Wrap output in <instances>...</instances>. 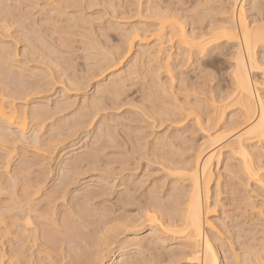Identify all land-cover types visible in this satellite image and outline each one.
Wrapping results in <instances>:
<instances>
[{"label": "bare ground", "instance_id": "1", "mask_svg": "<svg viewBox=\"0 0 264 264\" xmlns=\"http://www.w3.org/2000/svg\"><path fill=\"white\" fill-rule=\"evenodd\" d=\"M16 1L18 3H20V2L26 3V1H28V0H16ZM35 1H37V0H35ZM38 1H44V5L47 3H51V0H38ZM66 1H68V0H66ZM69 1L70 2H67L65 5L63 4L65 1H60V0L55 1V2L53 1L52 4H50V7L53 8L52 12H57L58 9H59L58 11H60V10L63 11L64 9L66 10L67 8H69V9L70 8H77V9L81 8L80 6H81V3L83 0H72V1L69 0ZM85 1H87V0H85ZM89 1L94 2V4L97 1H101L103 4H106V3H108L107 1H110V0H89ZM120 1H121L122 5L124 4L123 2H125L124 7H125V5L127 7V9L125 8L127 10V13H126V11H124V12L127 15L133 14V15H130L132 19L137 18L135 25L134 24L132 25L133 28L131 27L130 29H132V30H130V31H126V32L123 31V30H125L124 28H126V27L123 26L121 23L120 24L124 28H120V27L116 28V26H115V28H113V27H111V26H113V25H111L113 23L110 22L108 27H107V25H104V27L106 26L105 27L106 29H103V26H102V29H100L98 31V29H99L98 28L97 29L98 35L95 34L94 37L90 35L91 36V38H90L88 35L91 34L90 32H93V31H91L90 28H88L89 25L88 26L86 25V23H87L86 21L88 19L85 20L83 18L86 15L83 17L81 16L82 14L78 15V17H80V18L76 17L75 15H74L75 17L72 16L73 18L70 16H69L70 18H67V21L69 19L72 22L74 21L73 25H72L73 26L72 29H74V28H76V30L78 28L81 29V31H82V32H80L81 36L79 35L78 37H81L82 40H83V38L86 37L85 39L87 41L84 40V41H86V43L84 42L87 46V48L85 47L86 50L87 51L89 50V52L94 51V53L92 52V55L96 58H97V56L99 57V59H97L98 65L96 64V62L93 64L95 66L97 65L96 68H93V69H96V72L98 74L97 76H99L100 73L104 74L107 69L108 70L110 68L114 69L113 67H115L116 65L118 66V64L120 65L122 63V61L125 58H127V56H131L132 54H134V56L131 59L133 61V62L131 61L132 62L131 70L128 67L129 68V69H127L128 71H126V70L124 72L118 71L117 74L112 73L108 77L109 79H106L107 81H105V82L100 81L101 83L97 82L96 87H94L95 89L89 98H86V94L84 93L85 96H83V99H80L82 101L80 102L79 109H78V111H76V114L75 113L74 114L76 115L77 118L79 117L82 119L83 118L84 119H87V118L92 119L95 116L98 117L97 114L99 112L105 113L106 110L109 111L111 109L112 110L115 109L116 107L114 108V106H116V105H118L117 108H119L120 106H125V105L126 106L131 105V108H133L136 105V102L139 100L137 102V103H140V105L138 104V106H140V107L137 106L138 111L135 112V110L133 109L134 110V112H133V110L131 111V110L127 109V111L125 112L126 114H124L125 116L123 118H122V114H120L121 118L118 117L119 119L113 118L114 120H112L109 118L110 120L109 119L108 120L110 121V123H108L109 121L107 119H106L107 122H105V120L103 121L101 119L103 122L100 121L101 123L100 124L98 123L99 125H97L98 127H96L97 128L96 134L94 133L95 136H94V138L92 136V139H96L95 142H97V139H101L99 137L105 136L107 138V142H110V144H111L110 145L111 147H108L109 145L108 146L105 145L108 147V150H109V148H112V147H113V149H116L115 151L113 150L114 152L111 155V156H113V157H111V160H112L111 163H113V165H116L115 161H116V159L118 160V158L114 155L119 153V148L121 149L122 146H125V145L127 146V143H128V145L133 146V147H131V146L130 147L133 148L132 151L135 153H138V152L140 153L142 150L147 149L145 151H146V153H149L148 154V155H150V156H148L149 158L154 159V161L160 160V159L163 160V162H161V164H158V166L159 165L160 166L159 167L157 166V167L160 169L162 168L163 172H165V175L163 176V178H165V179L168 178L169 183L166 186L165 183L160 181L161 183H163V184H160L161 185L160 187L152 186V188H150V189L148 188L150 191L148 192V194H146V196L142 195V197L144 196V198H143L144 201L142 200V202H140V197H137L139 199H136L134 197L135 196L134 193L136 194V192H137L136 191L137 189L135 190L134 188H137V187H133V189H132V188H129V186H126L124 183L123 184V190L125 191L124 195L121 196V194H120L117 198L115 197L116 198L115 201L113 200L114 203H111V201H110V203H111L110 207L108 206L107 208L101 210V209H99L98 205H96L98 207V209L102 211V213L104 212L105 215H108V216L111 215V217H112V218H108V216H107V218L109 220L111 219V223H109V224L112 226V227L107 226V227H109V229L107 228L108 230H106V232H104V233H107V235L103 234V232H102V236L105 235L107 237H110L109 239H106L105 236H104V238L100 237V235H99V238L96 239V238H94V236L89 235L90 227L95 222H92V221H94L91 218L92 216L90 217L88 215L89 212L87 213V208H89V206H91L90 204L92 203V201L89 204V206H88V202L93 199V196L90 195V192H88V190H86V191L81 190L82 193H78V195H75L77 201L75 202L74 206L70 207L67 204L68 208L69 207L71 208V210L68 209L69 210L68 213L71 215L68 214L69 216L67 215V217L65 219L63 218V220H61V221H58L59 219L55 220V217H54V221H52L53 220L52 217L49 218L48 217L49 215L47 216L45 213V211H47V209L46 210L43 209L45 215L43 213H42V215H43V217L46 216L45 219H47V218L50 219L49 221H50L51 225H49V223H47L46 221L45 222L48 224L47 227L50 226V228H48V229L49 230L51 229L53 233L47 232L48 234H46L45 232L48 230H44V229H43V232L45 231L44 233H42L41 230H39V231H41V232H39L37 230L38 226L37 225H36L37 227L35 226V224H36L34 222L35 220H32V218H31L32 216H30V213H32V212L34 213L36 210L30 212V209H28L26 207V205L29 203L30 200H32L31 198L34 196V194L35 195L39 194V191L41 190L39 187L42 185H40L38 187L39 191L35 192V190L38 189L37 186L40 184L39 182H37L39 184L37 186H35V181H34L33 184H34L35 189L31 186L32 183H30V185L25 183V184H27L25 186H28V187L30 186V188L31 187L33 188L32 190H34V194H31L33 191L30 192V190H31L30 189L29 192L32 196L31 197L29 194V196L31 197L30 200L27 199L29 197L27 194H26V199L24 197V199L21 202L14 200V203H15V201H17L18 204L17 205L14 204L13 208L17 209L19 212L16 211L17 214H14V216H13L14 218H12L13 221L9 222V220H8L9 223H6L7 222L6 219H9V218L8 217L6 218L5 215L9 216V214H11L12 211L14 210L13 209L11 211L12 202H11V205L9 204L11 207L8 205L10 207L11 213L9 211V213L7 215L6 211L8 212V210H5L3 208L5 210V215L3 216L2 215L3 213H0V225H4V227L2 226V229L0 230V241H4L3 239H5L4 237L7 234L6 232L9 231L8 226L11 227V230H12V227H16V228H18V230H19V228H21L22 230H20V233H22L24 235V237H28V238H26L28 240L25 239L26 243L24 241L22 242L24 244V245L22 244V246L24 247L25 244L29 245V241H30V244H32V247L35 248L37 246L38 249L35 248L36 251L35 250L33 251L34 254L28 253L29 255H27V253H26V255H25L24 254L25 251H22L23 247H22V249H20L21 244L18 245V243H17V245L20 246V248L14 246L15 251L12 250V246H9L10 245L9 244L8 248H9V252L11 254L10 256L13 257V261L11 258H8V259H11V262H10V260H7V258H6L7 262L9 261L8 264H62V262L66 259H67V262H66L67 264H101L102 263L100 260V258L103 257L101 255L102 251L99 250V251H97L98 253H96V254L94 253L92 256L91 255H82L81 256L80 252L82 250V245H85L88 247L93 246V248L105 246L106 249L108 247L106 245H109V247L112 245L113 247L111 248V250H109V253H111V255L113 257V259H111V260L109 259L111 261L110 264H161V263L163 264V262H165L166 264H169V263L172 264L171 263L172 261L170 262V260L178 259L177 261L179 262V261H183V260H180L181 258L183 259V257H186L184 259L188 258L190 263L195 262L196 264H232L233 261L235 262V264L236 263H239V264H251V263L264 264V243H261L260 240H259L258 244L256 243L257 245H253V244L250 245L251 243L248 245H244V247H242L243 251L240 249L242 251L241 253H237V249L240 248L237 245H236V247H237L236 250H231V248L234 249V245H232L233 243L232 244L230 243V245H231L230 252L231 253L230 252L229 253L231 254V256L229 255L230 258L227 257L228 256L227 253L229 251V248H228L227 243L225 242L226 239L223 240L220 236L222 234V232H221L222 230L220 229L221 233L220 232L217 233V231H214L213 228L215 226L212 228L213 224L210 223L211 221L209 222L206 219L207 218L206 215H207V213H209L208 211H210V206H208V201L211 198V195H210V191L212 190L211 189V183H213L214 180L216 179L214 177L215 175L213 174V169L215 166V169L218 171L217 168L219 165L221 167L223 166V170H224L223 173L226 172L225 179H224L225 182L223 183V186H222L223 191H221L220 189H222V188L219 189V187H221L220 182H219L220 176L219 177L217 176L219 180L216 179L217 181L215 182L216 194H215V201L213 199V201H214L213 203H215V205H213V206L217 205V207H219L218 206V204H219L221 209H222L223 204L221 203V201H223V200L219 199V197L221 195H226V198H227V196H229L227 198L228 206H230L231 204H234L236 207L235 209H238V211L240 209V212L242 211L243 218L246 221L244 224H248L249 222H251V218L253 219V217H256L259 215L262 216V210L261 209H262V206L264 205V0H197V1L191 0L192 2H190V0H131V1L120 0ZM90 2H89V4H92ZM0 3H1V1H0ZM33 3H35V2H33ZM84 3H86V2H84ZM84 3H82V4H84ZM102 3L99 2V4H102ZM29 4H31V3H29ZM99 4H97V5H99ZM109 4H111V3L109 2ZM118 4H119V2H118ZM18 5H20V4H18ZM26 5H28V4H26ZM11 6H12V4H11ZM246 6H247V8H246ZM108 7H110V6H108ZM19 8H22L21 5ZM51 8H50V10H51ZM85 8H86V6H85ZM116 8H118V6ZM8 9H9V7H8ZM34 9H36V7H34ZM25 10H27V7L25 8ZM49 11L47 9V12H49ZM62 11L60 12V14H62ZM76 11L78 12V10H76ZM118 12H119V10H118ZM6 13H8V12H6ZM42 13H43V11H42ZM9 14H13V13H9ZM9 14H8V16H9ZM49 14H51V13H49ZM126 14H125V16H126ZM54 15H53V17H54ZM70 15H72V14H70ZM111 15H113V14H111ZM56 16L58 17V15H56ZM62 16H64V15L62 14ZM122 16H124V14ZM130 16H129V18H127V17L126 18L128 20H130ZM3 17H5V15ZM87 17H89V16H87ZM111 17H113V16H111ZM120 17H121V15H120ZM11 18H13V16H11ZM11 18H10V20H12ZM21 18H22V16H21ZM115 18H113V19H115ZM99 19H100V17H99ZM120 19L118 18V20H120ZM8 20L9 19L7 17V21ZM44 20H47V19L44 18ZM58 20L61 21V19H58ZM70 20H69V22H70ZM17 21H19V19ZM123 21H125V20H123ZM10 22L11 21H9V23L8 22L7 23L10 25L12 22H13V24L15 23L14 21H12L11 23ZM2 23L5 25L6 22L4 23V20H2ZM2 23H0V24L2 25ZM7 23H6V25L8 26ZM66 23H65V25H68V22H66ZM88 23H91V22L88 21ZM52 24H55V21ZM10 25L8 26V30L11 28ZM20 27L22 28L21 25H20ZM62 27H63V25H62ZM65 27L67 28V26H65ZM0 28L3 30V28H4L3 25ZM52 28H54V27H52ZM57 29L55 30L54 33L57 32V34H60V33L62 34L65 30L63 28H62V30L60 28H59L60 30L59 29L57 30ZM80 29H79V31H80ZM92 29H94V28H92ZM117 30H119V33ZM47 31H50V30L48 29ZM72 31H74V30H72ZM2 32H3V34L5 32L7 33V31H2ZM113 32L116 33V37H118V42L115 45H110V43H113V42H111V41H113V40H111V39H113V38H111V36H113V35H111V34H113ZM57 34H53V36L57 35ZM63 35H64V33L62 34V38H63ZM67 35H69V33ZM67 35H65V36H67ZM70 36L73 37V35H70ZM87 36L90 39H88ZM35 37H36V35H35ZM72 37H71V39H72ZM75 37L76 36L74 33V38ZM24 38H26V37H24ZM62 38H60V37H58L57 39L55 38L56 40L54 41L55 42L54 45H56L58 40H59V42L61 44L60 47H62V46L65 47L67 45L66 44L67 42H65L66 38L64 40H62ZM39 40H41V39L39 38ZM39 40L37 39V41H39ZM43 40H44V38H43ZM43 40H42V42H43ZM115 40H117V39H115ZM22 41H24V40H22ZM32 41H33V39H32ZM28 43H29V40L27 41V44ZM27 44H25L24 47H26ZM136 44H137V51H135V53H134L133 49H134V47H136ZM28 45H30V44H28ZM28 45H27V47H29V48L27 50L30 49L29 51L31 52L30 53L31 55L33 54L36 56V54H38V52L40 50H42V47L38 51L39 48L36 49V48H34L32 46H28ZM31 45H32V43H31ZM33 46H35V43ZM52 46H53V44H52ZM45 47L46 46H44V48ZM70 47H72V46H70ZM1 48H3V47H1ZM47 49L49 50V48H47ZM57 49H59V46ZM60 49H62V48H60ZM68 49H69V46H68ZM52 50L54 51L53 48L50 51H52ZM134 50H136V49H134ZM6 51L8 52V50H6ZM29 51L28 52L26 51V52L29 53ZM55 51H56V49H55ZM4 52L5 51H3V55L0 57V67L7 66V68H8L9 67L8 65H10V67H11L12 60H13L12 58H14V56L12 57L11 54L13 55L14 53H11L12 51H10L9 53H6L4 55ZM23 52H25V50ZM42 52H44V51L42 50ZM30 54H28V56ZM50 54H49V56H50ZM88 54L90 55V53H88ZM88 54H86V55L89 56ZM39 55H37V56L39 57ZM47 55H48V53H47ZM43 56L45 57V54ZM52 56H53V54H52ZM58 57H60V56L58 55ZM38 59H40V58H38ZM53 59H54V57H52L51 62L53 61ZM87 59H88V57H87ZM90 59H91V57H90ZM47 60H49V59H47ZM40 61H42V60H40ZM44 61L45 60L43 59V62ZM222 61L226 62L228 65V69H227L228 71L225 70L227 72L228 80L224 81V79H223V81H221V79H220L215 85H212V81L214 78L212 79V77H211L212 71L209 73L208 70L214 69L215 64H217L218 62L220 64V62H222ZM49 62H50V60H49ZM84 62H85V60H84ZM13 63H14V61H13ZM89 63H90V61H89ZM223 64H225V63H223ZM65 65H67V64H65ZM72 65H73V63H72ZM15 66H17V65H15ZM22 66H24V65H22ZM69 67H72V66H69ZM87 67H89V66H87ZM58 68L60 69L61 66ZM67 68H65V70ZM115 68H117V67H115ZM1 69L2 68H0V70ZM16 69L18 70V68H16ZM125 69H126V67H125ZM90 70L91 69H89L88 71L90 72ZM10 71H13V70L10 69ZM21 71H20V73H17V72H19V71H17V72H15V74L16 73L20 74L21 78H23L22 75L24 74L25 71L24 72L22 71L23 73ZM60 71H61V69H60ZM79 71H80V69H79ZM7 72H9V70H7ZM78 72H77V74L80 73V72L79 73ZM81 72L84 73V71H81ZM91 72H94V74H92V78L94 80V78L96 76L95 75L96 72L95 71H91ZM213 72H215V71L213 70ZM32 73L36 74L34 71ZM8 74L5 73V75H7V76H8ZM10 74H9V76H10ZM40 74H41V72H40ZM63 74H65V73H63ZM20 75H18V76H20ZM29 75H30V72H29ZM45 75H43V77ZM13 76H14V74H13ZM41 76L42 75H40V77ZM25 77H26V75H25ZM6 78H8V77H6ZM69 78H71V77H69ZM89 78H91V77H89ZM72 79H74V78H72ZM225 79H227V78H225ZM2 80H0V81L2 82ZM74 80H76V79H74ZM87 80H89V79L87 78ZM10 81H12L11 78H10ZM23 81H24V79H23ZM68 81H69V79H68ZM71 81H73V80H70L68 83H70ZM215 81H217V80H215ZM77 82H79V81H77ZM224 82L229 84L227 89L225 87L226 90L223 88V86H225V85L222 83H224ZM10 83L11 82H9V84ZM13 83L14 82H12L11 84H13ZM68 83L66 86L69 85ZM21 84L19 83V85H21ZM70 84H72V82ZM74 84H76V83H74ZM84 84H85V82H84ZM3 85L4 84L2 83V86L1 85L0 86L3 87ZM23 85H22V88H23ZM79 85H80V83H79ZM138 85H139V87H138L139 89L138 88L136 89L138 91L135 90L136 92L134 91L135 93L133 92V94L136 95L138 92L139 99L136 100L133 98L132 99L129 98L130 95H127V92L130 93L131 88L133 90V87L138 86ZM4 86H8V85H6V82H5ZM69 86H72V85H69ZM260 86L262 88H260ZM20 87L21 86H19V88ZM25 87H26V84H25ZM63 87H64V84H63ZM77 87H79L78 84H77ZM83 87L84 86H81V88H83ZM4 88H6V91L8 92L9 86H8V88L7 87H4ZM14 88L15 87H11V89H9V92L8 93L6 92L5 95L12 97V99L13 98L18 99V97L20 96V90H19V93H17V91H15ZM33 88H35V87H33ZM72 89H73V87H72ZM30 90H32V89H30ZM64 90H66V89H64ZM73 90H75V89H73ZM77 90H79V89H77ZM4 91H5V89L3 91L0 90V132L2 133V134H0V149L4 150L6 152L5 156L3 155L4 157H2V159L0 158V160H2V161H3V158H4V160H6V159L9 160V157L11 155V150H9V147L5 146V145L9 144L8 142L11 143V141H9L7 136L11 135V134L13 135L14 132H10V131H13V130L15 131L16 135H18V136H16V137H18V140L23 139L25 137L26 133L32 129V128L31 129L29 128V125L31 126V124H32L33 126L37 125V126L43 127L42 125L46 122V120H47L46 117L48 115H49V121H50V119H52V116L54 114L62 113L65 110V109L61 108V107H63V106H61V107H58L56 109L55 113L50 114L47 112L48 114L47 113L42 114L41 110H42L43 106L41 107V105H40L41 108H39V110H37L36 108L35 109L33 108V110L31 109L32 113H31V111H29L30 112L29 114H31V116L29 117L30 120H28V117H26L27 113L25 112L28 110H25L24 112L22 110L21 112L19 111V113L16 110H14V109H16L15 106H14V108H13V106H10L13 102L10 103V101H9L7 103L5 101ZM67 91H71V89H69ZM82 91H83V89H82ZM25 92H27V91H25ZM41 92H43V91H41ZM73 92L76 93V91H73ZM130 94L133 96L132 93H130ZM28 96L26 95V98ZM133 97L135 98V96H133ZM8 98L6 99L7 101H8ZM20 98H21V96H20ZM22 98H21V100H22ZM127 98H129L131 100H129V99L127 100ZM9 99H11V98H9ZM25 100H27V99H25ZM134 100H135V103H134ZM67 101H69V100H67ZM67 101H65V102H67ZM54 107L55 106H53V108ZM64 107H65V105H64ZM23 109H25V108H23ZM53 110H52V112H53ZM120 110L121 109H119V111ZM43 111H45V110L43 109ZM113 111H117V110L115 109ZM119 111H117V112H119ZM49 112H51V111H49ZM43 113H45V112H43ZM72 114L73 113H71V115ZM57 115H59V114H57ZM117 115H119V114H117ZM115 116L116 115H114V117ZM68 118H69V116H68ZM73 119H74V117H73ZM44 120H45V122H43ZM42 122H43V124L40 125ZM87 122L89 123L91 121L87 120ZM190 122H193L194 126L195 125L198 126L196 128L201 130L202 133L205 132L206 135H204L205 134L204 133L203 134L204 137H202L203 138L202 143L201 144L198 143V146L196 145L197 146L195 149L196 151L194 150L195 155L192 157V160L181 159V158H179L180 160H178L179 156L186 154V152L185 153H182V152H184L185 150L187 151V149H188L187 143H189L188 140H190V139L186 138L185 135L187 134L190 136V134H191V136H193L192 135V131H193L192 129L193 128L190 127V125H188V124H190ZM56 123H57V120H56L55 124ZM163 124H168L167 127L165 128L166 131H164L162 133H157V132L153 131L154 129H157V128L161 129ZM84 125H85V123H84ZM84 125H83V127H84ZM33 126H31V127H33ZM64 126H65V124H64ZM71 127H73V126L71 125ZM103 127H105L106 129H103ZM6 129L7 130L12 129V130H9L7 133H5L4 131ZM69 129H71V128H69ZM168 129H171V130L169 131ZM73 130H74V128H73ZM145 130H148V132L146 133ZM37 131L40 132L41 129H39V127H38ZM37 131H34V133ZM201 131H200V133H201ZM210 131H211V133H212V131H214V133L211 135L207 134V132H210ZM196 133L194 135H196ZM9 138L12 139L15 137H9ZM14 140L16 143L17 138L13 139V141ZM34 141H36V140L34 139ZM37 141H36V143H37ZM19 142H22V141H19ZM121 142L124 144L121 145ZM13 143H11L10 145H12ZM129 143H131V144H129ZM34 144H35V142H34ZM36 145H38V144H35L33 146H36ZM190 145H192V144H190ZM24 146H26V145H24ZM92 146H93V144H92ZM96 146H98V145H96ZM192 146H190V150H193L194 147L192 148ZM101 147H103V146H101ZM101 147H98V148H100V150H101ZM107 147H105V150L107 149ZM81 148H83V147H81ZM10 149H12V152H13V150L15 149V146H14V149H13V147H11ZM32 149H33V147H32ZM37 149H38V147H37ZM108 150H106V151H108ZM103 152H104V150H103ZM193 152L191 151V153H193ZM95 153H94V155H95ZM132 153H130V154H132ZM92 155L93 154H91V156ZM134 155L132 157H134ZM64 156H66V155H64ZM93 156H92V158H93ZM135 156H137V154ZM138 156H140V155H138ZM72 157L66 158L64 160L65 163H64V161L62 162V163H64L63 166H66V167L70 166V167L69 168L64 167L65 170H63V168L60 169V171L61 170L64 171L63 174H59V172H58L59 176L62 175V177H60V179H59V183L57 184L58 186L55 184L57 187H59V186L60 187H66V186L68 187V185L72 183L71 181L73 179V176L75 177L74 172L77 169L79 170L78 167L81 166L82 161L86 162V160H83L84 158L82 159V161H80L81 158L78 159L77 156H76V158H74V156H72ZM96 157L97 156H95V159H96ZM89 158H91V157H89ZM140 158H142V157H140ZM86 159H88V158H86ZM93 159H91V160H93ZM79 162H81V163H79ZM94 163H95V160H94ZM111 163L109 162V164H111ZM8 164H5L7 167L4 166V168H8ZM91 164H93V163H91ZM125 164H126V162H125ZM137 164H138V162H137ZM150 165H152V164H150ZM25 166H27V165H25ZM28 166H27V169L30 170V168ZM88 166H89V164H88ZM127 166H128V164H127ZM133 166H136V165H133ZM133 166H131V167H133ZM86 167H87V165H86ZM14 168L12 170V173L16 172V171H14ZM82 168H84V167H82ZM82 168H80V169H82ZM106 168H108V166ZM20 169L21 168L18 167L17 170H18V173L20 171V174H21L23 172V170L21 171ZM24 169H26V168H24ZM27 169H26V171H27ZM43 169H44V167H43ZM95 169H93V171ZM109 169H111V168L109 167ZM29 170H28V172H29ZM113 171H114V169H111V172H113ZM12 173L10 174L8 172V174H10V176L12 175ZM47 173H48V171H47ZM77 173H80V171L79 172L77 171ZM84 173H86V172H84ZM8 174H7V177L10 178V179L9 178L7 179L8 181L10 180L8 183L12 184L10 186L12 189H14V187H16L17 185L14 186L15 183L13 184L11 182V177ZM16 174H17V172H16ZM23 174H24V172L22 173V175ZM106 174H108L107 171H106ZM115 174H117V173H115ZM144 174L146 176V173H144ZM22 175H20V176L22 177ZM26 175L24 178H26ZM108 175H106V176H108ZM147 175H150V173ZM15 176L17 177L18 174L14 175V177ZM27 176H29V175H27ZM115 176H118V175H115ZM14 177L12 179L13 182H14ZM221 177H223V176H221ZM24 178H23V180H25ZM17 179L18 178L15 179V182H17ZM37 179L35 177V180H37ZM114 179L115 178H113V180ZM30 180H31V178H30ZM30 180H29V182H30ZM45 180H47V179L45 178ZM40 181H42V179ZM21 182H22V180H21ZM138 182H137V185H138ZM6 184H7V182H6ZM20 184L21 183H19L18 185H20ZM0 185H2V183ZM97 185H98V183H97ZM2 186H0V187L2 188ZM22 186H23V184H22ZM25 186H24V188H25ZM142 186H144V184ZM5 187L3 189H1V191H6V190H4ZM28 187L24 189V188H21V185H20L21 189L19 187H17L20 190L16 194H12V197L14 195V197L16 196L15 199H17V197L22 199L23 196H25V195H23L24 191L26 189H29ZM94 187H96V186H94ZM108 187H107V189H110V187L109 188ZM89 188H91V187H89ZM55 189H57V188H55ZM64 190H65V188H64ZM91 190H93V189H91ZM59 191H60V189H59ZM59 191L56 190L55 191L56 193L53 196H57V195L60 196V194L62 192L60 194H58ZM95 191H96V189H95ZM102 191H100V192H102ZM107 191H109V190H107ZM145 191H147V190H145ZM11 192L15 193V191H11ZM8 193H7V196H8ZM49 193L50 194L54 193V190H52ZM92 193L93 192H91V194ZM104 193L105 192L102 193L103 196L105 195ZM120 193H122V192H120ZM47 194H48V192H47ZM47 194H45L44 196H47ZM62 194H61V196H62ZM109 194H110V192H109ZM0 196H1V194H0ZM48 196L51 197L52 195H48ZM48 196H47V198H48ZM63 196H64V194H63ZM42 197H41V199H42ZM75 197H73V198H75ZM56 198L57 197H55V199ZM94 198H96V197H94ZM10 199H13V198H10ZM59 199H61V198L58 197L57 200H59ZM64 199L65 198H63V200L62 199L61 200L64 201ZM6 200H7V198H6ZM8 200H7V202H8ZM24 200L26 203L24 202ZM26 200H28V202ZM43 200H45V199H43ZM71 200H73V199H71ZM11 201H13V200H11ZM54 201H56V200H54ZM73 201H75V200H73ZM7 202L5 201V203H7ZM23 202H24L25 206L23 205V207H22L21 204ZM33 202L35 203V201H33ZM40 202H43V201L40 200ZM50 202L52 203V201H50ZM0 203H3V201ZM5 203H4V207L7 206V204L5 206ZM34 203H33V205L31 203H29V204H31L32 208H33V206L35 207ZM107 203H109V202H107ZM136 203L141 208L140 212H142V211L145 212L144 213L146 215L145 221L147 219V222L149 223V228H148L150 230L149 233L151 234V232H152V235L149 236L150 234L148 233V236H145L142 238L141 237L140 238H134V239L131 238V240H128L126 242L124 240V242H118L117 243L116 239H117L118 235L121 234V232H123V231L124 232L127 231V228L128 229L134 228L136 230L134 232L143 231L142 229H144L143 225L145 223H143L144 222L143 217H141V219H143L142 220L143 222L141 221L140 218H139L140 220L136 219L135 221H133V220H129L131 218V217L129 218V216H132L131 215L132 211H130L131 214L129 216L125 215L124 213H123V215H125L124 217L121 214H117L119 211L120 212H125V211L128 212L127 209L128 208L131 209L130 207L135 205ZM53 204L55 205V203H53ZM137 204L135 206H137ZM2 205H0V209H1ZM69 205H70V203H69ZM101 205H103V204H101ZM31 206L29 208H31ZM49 206H52V204H50ZM49 206H48V208H49ZM24 207L27 209L26 210L23 209ZM46 207L47 206H45V208ZM62 207H64V206H62ZM93 207H92V209H93ZM139 207L136 208L137 211L136 210H134V211L138 212ZM94 208H96V207H94ZM89 209H91V208H89ZM98 209H97V211H98ZM60 210H62V209H60ZM66 210H67V208H66ZM48 211H49V209H48ZM51 211L50 212L53 213L52 209H51ZM92 211H94V209ZM213 211L214 210H212V212ZM13 213H15V212H13ZM33 213H32V215L34 216L36 213L35 214H33ZM58 213H61V212H58ZM129 213H126V214H129ZM210 213H211V211H210ZM213 213H215V212H213ZM61 214H63V213H61ZM94 214H97V213L95 212ZM223 214H229V212L226 213V211H225ZM230 214H232V213H230ZM40 215L38 218H35V219L36 220L39 219ZM51 215H53V214H51ZM91 215H93V212ZM136 215L137 214H135L134 216H136ZM139 215H140V213H139ZM36 216H37V214H36ZM230 216H232V215H230ZM4 217H5V220H4ZM62 217H65V216L63 215ZM137 217H138V215H137ZM59 218H61V217L59 216ZM88 218H91L92 221H89ZM228 218H230V217H228ZM101 219H102V216H101ZM101 219L99 221H101ZM105 219H106V216H105L104 220ZM132 219H135V218H132ZM97 220H98V218H97ZM4 221H6V222H4ZM32 221L35 224H33ZM47 221H48V219H47ZM99 221H98V223H99ZM38 222H40V220ZM42 222L40 225L41 227H42ZM106 222H108V221H106ZM100 224L101 223L96 224V226L97 225H99V226L103 225V224L102 225H100ZM104 225H106V224H104ZM230 225H232V224L230 223ZM45 226L46 225H44L42 228H44ZM228 226H229V224H228ZM237 226H240V225L237 224ZM259 226H260V224H259ZM10 227H9V229H10ZM94 227L95 226L93 225V229H94ZM217 227H218V225H217ZM97 228L95 230H97ZM224 228H226V227L224 226ZM239 228L241 229V227H239ZM207 229H208L209 233H207ZM95 230H93V233H95ZM100 230L102 231L103 229H100ZM155 230L157 231V233L160 232V234H162L161 236H163V234H165L166 236L170 235V237H173L174 241H176V239H177L176 244L178 247H181V251L175 252V250H174V249H176V247H175L174 249L170 250L171 251L170 255L168 254V252H166L167 250H165V252L168 254V256L163 255L165 253H163L162 255H160L161 253L158 254L159 252H158V250H156L157 245L162 244V242L164 243V241H166V240L156 239L158 237H154V236H156V235H154ZM224 230H223V232H224ZM235 230H236V227H235ZM101 231L99 232L100 234H101ZM103 231H105V230H103ZM237 231H239V229ZM9 232H11V231H9ZM17 233H19V232H17ZM56 233H57V236H59V233L60 234L63 233L64 238L66 237L68 240H70V245L72 244V247L67 244L68 246H65L66 248H64V243H62V241L59 243H58V240L55 241L54 235H56ZM250 233H251V230H250ZM252 233H254V229H253ZM257 233L260 234L261 232L259 233L257 231L256 234ZM8 234H10V233H8ZM39 234L42 235L41 239L39 237ZM18 235H19V238L18 237L17 238L20 239L21 236H20V234H18ZM94 235L96 237V234H94ZM138 235H139V233H138ZM12 236H15V233L14 234L12 233ZM61 236L62 235H60V237ZM97 237H98V235H97ZM224 237H226V236H224ZM246 237H248V236H246ZM57 238H59V237H57ZM57 238H55V239H57ZM64 238L62 237V240L65 242ZM238 238L241 239L242 237L240 238V236H238ZM250 238L253 239V237H250ZM14 239H16V238H14ZM23 239H20V240H23ZM110 239H112L113 241ZM114 239H115V242H114ZM9 240L6 241V239H5L6 243H10ZM20 240H17V242L21 243ZM38 241H40L41 244L39 243V245H37ZM249 241H251V240H249ZM254 241H256V240H254ZM262 241H263V239H262ZM12 242H14L13 239H12ZM2 243L5 244V242H2ZM2 243L0 244L1 246H3V247L7 246L6 244L3 245ZM242 244H246V243H242ZM3 247H1V248H3ZM32 247L30 248V246H29L30 250L32 249ZM16 248H18V249H16ZM104 248H102V250ZM86 249H85V251L88 253V251H87L88 249L87 250ZM90 249H89V251H90ZM99 249H101V248H99ZM178 249L180 250V248H178ZM91 250L94 251V249H91ZM85 251L83 250V252H85ZM5 252H6V249H5L4 253ZM7 252H6V254H7ZM9 252H8V254H9ZM83 252H82V254H83ZM106 252H108V250ZM1 253H2V251L0 250V254ZM62 253H64V254H62ZM115 254H117V255L115 256ZM1 255H0V259H1V257L3 259V257L5 255H3V254H1ZM8 257H9V255H8ZM103 258H102V260H103ZM4 259H5V257H4ZM188 259H187V261H188ZM0 264H4V263L0 262ZM63 264H65V263L63 262Z\"/></svg>", "mask_w": 264, "mask_h": 264}, {"label": "rangeland", "instance_id": "2", "mask_svg": "<svg viewBox=\"0 0 264 264\" xmlns=\"http://www.w3.org/2000/svg\"><path fill=\"white\" fill-rule=\"evenodd\" d=\"M1 1V3H0V23H2V20H4V23L6 22H8L9 23V21H14L15 23L13 24V22L11 23V25L10 24H8V26L10 25V29L8 30V26L6 25V23H5V25L7 26H5L3 23H2V25H3V30L2 31H7V33L5 32L4 34H3V32L1 31L0 32V57L3 55V51H5L4 52V55L6 54V53H9L10 51H12L11 53H14L13 55L11 54V56L13 57L14 56V58H12L13 60H12V64H11V67H10V65H8L9 67V69L7 68V66H2V67H0V68H2L1 70H0V80H2L3 78V80H2V82L0 83V85L2 86V83L5 85V82H6V85H8L9 86V89H11V87H15L14 88V90L15 91H17V93H19V90H20V96H21V98H22V100H21V98H20V96L18 97V99L16 98V99H12V97H9L8 95H5L6 94V88H4V87H7L8 88V86H4L3 85V87H1L0 86V90L1 91H3L4 89H5V91H4V97H5V101L8 103L9 101H10V103H12L10 106H13V108H14V106H15V108L16 109H14V110H16L18 113H19V111L21 112L22 110H23V112L25 111V110H28V111H25L26 113H27V115H26V117H28V120H30V116H31V114H29L30 112L29 111H31V113H32V110H33V108L35 109H37V110H39V108H41L42 106V110H41V112H42V114H46L47 112L48 113H55V111H56V109L58 108V107H61V106H63V107H61V108H63V109H65L62 113H57V114H59V115H57V114H52L53 116H52V119H50V121H49V115L46 117L47 118V120H46V122H45V120L43 121V122H45L44 124H43V122L40 124V125H42L43 127H40V126H37V125H35V126H33L32 124H31V126H33V127H31L30 125H29V128L32 130H30V131H28L27 133H26V135H25V137L23 138V139H20V140H18V137H16V136H18V135H16V133H15V131L13 130V131H10V132H14V134L11 136V135H8L7 136V138L9 139V141H11V143H13L12 145H10L11 143L10 142H8L9 144L8 145H5L6 147H9V150H11V155H10V157H9V160L8 159H6V160H4V158H3V161L2 160H0V184L2 183V185H0V186H2V188L0 187V191H1V189H3L5 186L7 187H5V189L4 190H6V191H1L0 192V194H1V196H0V202H2L3 201V203H0V205H2V207H1V209H0V213H3L2 215L4 216L5 215V210H8V212L6 211V213H7V215H8V213H9V211H10V205H11V202H12V207H11V211H12V213H11V211H10V213L12 214H9V216H6L5 215V217L7 218H9V219H6V221H4V222H6V223H9V222H11V221H13V219L12 218H14L13 216H14V214H17V212L16 211H18L17 209H15V208H13V205L14 204H18V202H21L23 199H24V197H25V199H26V194L29 196V194H30V192H32L31 194H34V190H32L33 188H34V181H35V186H37L39 183V185L37 186V188L40 186V185H42V186H40L39 188L41 189L40 191H39V188L38 189H36L35 190V192L36 191H39V194H37V195H35L34 194V196L32 197L31 196V194H30V196L32 197H28L27 199L28 200H30V198L32 199V200H30L29 201V203H31L32 205H33V201H35V203H34V205H35V207L33 206V208H32V206H31V204H29L30 206H31V208H29L30 206L27 204L26 205V207L28 208V209H30V212H32V211H35L33 214H37V216H36V214L33 216L32 215V213H30V216H32L31 218H32V220H35L34 222L36 223H34L33 221V224H35V226L38 228L37 230L39 231V230H41L42 231V233H44L43 232V229L44 230H48V231H46L45 233L46 234H48L49 232H52V230L50 231L48 228H50V226L49 227H47V223H49V225H51L50 224V219L49 218H51L52 217V221H54V217H55V220L56 219H59L58 221H61V220H63V218L65 219L66 217H67V215L69 214L68 212H69V210H71V206H74L75 205V202L77 201L76 200V197H75V195H78V193H82V191H86V190H88V192H90V195L91 196H93V199L92 200H90L89 202H88V206H89V204L91 203V201H92V203L90 204L91 206H89V208H91V209H89V208H87V213H88V215L94 220V221H92V219L91 218H88L89 219V221H92V222H95V223H93V225L95 226L94 227V229H93V225L90 227V231H89V235H92V236H94V238H99V235H100V237H103L104 238V236H102V232H103V234H106L107 235V233H104V232H106V230H108L109 229V227H107V226H111L109 223H111V219L109 220L108 218H112L111 217V215L110 216H108V215H105L104 214V212L102 213V209H105V208H107L108 206L110 207L111 205V203H114V201H115V199L121 194V196H123L124 195V193H125V191L123 190V184L125 183V185L126 186H129V188H132L133 189V187H137V188H134L136 191V194L134 193V197L136 198V199H139V198H137V197H140V202H142V200L144 201V196H146V194H148V192L150 191L149 189L150 188H152V186H156V187H160L161 185L160 184H163V183H165V185L167 186V184L169 183V179L168 178H163V176L165 175V172H163V170H162V168L160 169V168H158L159 166H158V164H161V162H163V160H156V161H154V159H151V158H149L148 156H150V155H148L149 153H146V151L145 150H147V149H145V150H142L140 153L138 152V153H135V152H133L132 150H133V148H131V147H133L132 145H128V143H127V146L125 145V146H122L121 147V149L119 148V153H117V154H115L114 156H116L117 158H118V160L116 159V165H113V163H111L112 162V160H111V157H113V156H111L112 155V153L116 150V149H113V147L112 148H109V150H108V147H111L110 145V142H107V138L105 137V136H102V137H99V138H101V139H97V142H95V140L96 139H92V136H93V138H94V136H95V134H96V127H98L97 125H99L101 122H103L104 120H105V122H107V120L110 118V119H112V120H114L113 118H121L120 116V114H122V118L125 116L124 114H126L125 112L127 111V109L128 110H135V112L136 111H138V107H140V106H138V104L140 105V103H137L139 100V95H138V92H137V94L135 95V94H133V92L139 87V85L138 86H135V87H133V90H132V88H131V92L130 93H132L133 94V96H135V98L129 93V92H127V95H130L129 96V98H133V99H136V100H138L137 102H136V107L134 106L133 108H131V105H129V106H120L119 108H117L118 107V105H116V106H114V108L117 110V111H119V109H121L119 112H117V111H113V110H115V109H111V110H109V111H107L106 110V112L105 113H103V112H99L98 114H97V116L98 117H94V118H92V119H82V118H77L76 117V111H78V109H79V105H80V102L82 101V100H80V99H83V96H85V94H86V98H89L90 96H91V94L93 93V91H94V87H96V83L97 82H105V81H107L106 79H109L108 77L110 76V74H112V73H114V74H117L118 73V71L120 72H124L125 70L126 71H128L127 69H129L130 68V70H131V65H132V57L134 56V54H132L131 56H127V58H125L123 61H122V63L119 65L118 64V66L116 65L115 67H117V68H115V67H113L114 69H107L106 70V72L103 74V73H100L99 74V76H97L98 74H97V72H96V69H93V68H96V66L98 65V63H97V59H99V57L97 56V58L96 57H94L93 55H92V52L94 53V51H90L89 52V50L87 51L86 50V48H87V46H86V37L85 38H83V40H82V38L81 37H78L79 35H80V32H82L81 31V29L80 28H78L77 30H76V28H74V29H72L73 28V22L70 20V22H69V20L67 21V18H70V17H78V15H81L82 17L83 16H85V17H83L85 20H87L86 22V25L88 26L89 25V27L88 28H90V30L91 31H95L94 33L93 32H90L91 34H89L88 36L91 38V36H93L94 37V35L96 34V35H98V33H97V29H98V31L100 30V29H102V26H103V29H106L105 27H104V25H107V27H108V25L110 24V22L111 23H113V24H111V25H113V26H111V27H113V28H115V26H116V28H124L123 26H125L126 28H124L125 30H123V31H130V30H132V29H130L131 27L133 28V24L135 25V23H136V19H132L131 18V16L130 15H133V14H130V15H127L126 13H127V7H126V5H125V7H124V4H125V2H123L124 4L122 5L121 4V1L120 0H110V1H107L108 3H106V4H103L101 1H97V2H95V4H94V2H90L89 0H87V1H85V0H83L82 1V3H84V2H86V3H84V4H82L81 3V8H67L66 10L64 9L63 11L62 10H60V11H58L57 10V12H52L53 11V8H51L50 7V4H52V2L54 1H58V0H51V3H47V4H45L44 5V1H35V0H28V1H26V3L25 2H20V3H18L16 0H0ZM60 1H65L63 4L65 5L67 2H70L69 0L68 1H66V0H60ZM72 1V0H71ZM114 1V2H113ZM116 1V2H115ZM119 2V4H118V2ZM129 1H131V0H129ZM193 1V0H192ZM191 0H190V2H192ZM194 1H197V0H194ZM33 2H35V3H33ZM89 2L90 3H92V4H89ZM99 2L100 3H102V4H99ZM109 2L111 3V4H109ZM20 4L21 5V7L22 8H19L20 7V5H18V4ZM29 3H31V4H29ZM114 3V4H113ZM194 3V2H193ZM10 4V5H9ZM11 4H12V6H11ZM26 4H28V5H26ZM34 4V5H33ZM49 4V5H48ZM87 4V5H86ZM94 4V5H93ZM97 4H99V5H97ZM15 5V6H14ZM18 7H17V6ZM92 5V6H91ZM121 5V6H120ZM39 6V7H38ZM85 6H86V8H85ZM108 6H110V7H108ZM114 6V7H113ZM118 6V8H116ZM6 7V8H5ZM8 7H9V9H8ZM27 7V10H25V8ZM34 7H36V9H34ZM42 7V8H41ZM47 7V8H46ZM49 7V8H48ZM91 9H90V8ZM103 9H102V8ZM11 8V9H10ZM17 8V9H16ZM30 8V9H29ZM50 8H51V10H50ZM106 8V9H105ZM116 8V9H115ZM126 8V9H125ZM246 8H247V6H246ZM5 9V10H4ZM14 11H13V10ZM16 9V10H15ZM20 9V10H19ZM47 9H48V11L49 12H47ZM82 11H81V10ZM9 10V11H8ZM70 10V11H69ZM76 10H78V12L76 11ZM80 10V11H79ZM118 10H119V12H118ZM8 12V13H6V12ZM22 11V12H21ZM42 11H43V13H42ZM62 11V14L64 15V16H62V14H60V12ZM124 11H126V13L124 12ZM76 12V13H75ZM85 12V13H84ZM115 12V13H114ZM3 13V14H2ZM9 13H13V14H9ZM26 15H25V14ZM49 13H51V14H48ZM67 13V14H66ZM122 13V14H121ZM133 13V12H132ZM8 14H9V16H8ZM55 14V15H54ZM70 14H72V15H70ZM99 14V15H98ZM106 14V15H105ZM111 14H113V15H111ZM124 14V16H122ZM125 14H126V16H125ZM5 15V17H3ZM45 15V16H44ZM53 15H54V17H53ZM56 15H58V17L56 16ZM68 15V16H67ZM75 15V16H74ZM104 15V16H103ZM118 17H117V16ZM120 15H121V17H120ZM11 16H13V18H11ZM21 16H22V18H21ZM26 16V17H25ZM43 16V17H42ZM49 16V17H48ZM66 16V17H65ZM70 16V17H69ZM87 16H89V17H87ZM103 16V17H102ZM111 16H113V17H111ZM129 16H130V20H128L127 18H129ZM3 17V18H2ZM7 17H8V21H7ZM15 17V18H14ZM57 19H56V18ZM72 17V18H73ZM94 19H93V18ZM99 17H100V19H99ZM117 19H116V18ZM127 17V18H126ZM2 18V19H1ZM5 18V19H4ZM10 18L12 19V20H10ZM44 18L45 19H47V20H44ZM49 18V19H48ZM51 18V19H50ZM78 18H80V17H78ZM92 18V19H91ZM102 18V19H101ZM113 18H115V19H113ZM118 18L120 19V20H118ZM14 19V20H13ZM19 19V21H17ZM23 19V20H22ZM58 19H61V21L60 20H58ZM125 20V21H123V20ZM6 20V21H5ZM51 20V21H50ZM53 20V21H52ZM100 20V21H99ZM22 21V22H21ZM49 21V22H48ZM54 21H55V24H52V23H54ZM60 23H59V22ZM88 21L89 22H91V23H88ZM95 21V22H94ZM98 21V22H97ZM133 21V22H132ZM66 22H68V25H65V23ZM108 22V23H107ZM21 23V24H20ZM104 23V24H103ZM123 25H121V24ZM128 23V24H127ZM23 24V25H22ZM28 24V25H27ZM63 25V27H62V25ZM67 24V23H66ZM71 24V25H70ZM92 26H91V25ZM120 26H119V25ZM2 25L0 24V27H2ZM19 25V26H18ZM20 25L22 26V28L20 27ZM70 25V26H69ZM127 25V26H126ZM25 26V27H24ZM58 26V27H57ZM61 26V27H60ZM65 26H67V28L65 27ZM86 26V27H87ZM94 26V27H93ZM7 29H6V28ZM52 27H54V28H52ZM61 29L62 30V28L63 29H65L64 30V35H63V38H62V34L60 33V34H57V32L56 33H54L55 32V30L56 29ZM71 28V29H70ZM92 28H94V29H92ZM6 29V30H5ZM50 30V31H47V30ZM53 29V30H52ZM57 29V30H58ZM59 29V30H60ZM79 29H80V31H79ZM72 30H74V31H72ZM70 31V32H69ZM118 31V33H119V30H117ZM52 32V33H51ZM69 33V35H67L68 33ZM72 32V33H71ZM67 33V34H66ZM74 33H75V38H74ZM115 32H113V34H111V35H113V36H111V38H113V39H111V40H113V41H111V42H113V43H110V45H115L117 42H118V37H116V33L114 34ZM124 33V32H123ZM38 34V35H37ZM52 34V35H51ZM53 34H57V35H54L53 36ZM35 35H36V37H35ZM60 35V36H59ZM65 35H67V36H65ZM70 35H73V37L72 36H70ZM91 35V36H90ZM30 36V37H29ZM49 36V37H48ZM53 36V37H52ZM57 36V37H56ZM69 36V37H68ZM81 36V35H80ZM87 36V38L88 39H90L89 37ZM24 37H26V38H23ZM34 37V38H33ZM41 39V40H39V38ZM58 37H60V38H62V40H64L65 38V42H67L66 44L69 46V49L71 50H69L68 49V46L66 45L65 47H60L61 46V44H60V42H59V40H58V42H57V44L56 45H54L55 44V40L58 38ZM71 37H72V39H71ZM83 37V36H82ZM28 38V39H27ZM43 38H44V40H43ZM56 38V39H55ZM81 38V39H80ZM32 39H33V41H32ZM37 39L39 40V41H37ZM46 39V40H45ZM68 39V40H67ZM75 39V40H74ZM115 39H117V40H115ZM22 40H24V41H22ZM29 40V43L28 44H30V45H28L27 44V41ZM42 40H43V42H42ZM82 40V41H81ZM84 40H86V41H84ZM39 43H37V42ZM50 41V42H49ZM150 41V40H149ZM85 42V43H84ZM115 42V43H114ZM4 43V44H3ZM27 44L28 46H32V47H34V48H36V49H38V51L40 50V48L42 47V50L44 51V52H42V50H40L39 52H38V54H36V56L35 55H31L30 53V49L29 50H27L29 47H27V45H26V47H24V45L25 44ZM31 43H32V45H31ZM34 43H35V46H33L34 45ZM84 43V44H83ZM148 43V42H147ZM44 44V45H43ZM47 44V45H46ZM51 44V45H50ZM52 44H53V46H52ZM84 46H83V45ZM6 45V46H5ZM42 45V46H41ZM59 46V49L60 48H62V49H57L58 48V46ZM80 45V46H79ZM5 46V47H4ZM39 46V47H38ZM44 46H46L47 48H49V50L46 48H44ZM51 46V47H50ZM56 48H55V47ZM70 46H72V47H70ZM1 47H3V48H1ZM12 47V48H11ZM67 47V48H66ZM86 47V48H85ZM44 48V49H43ZM53 48L54 49V51L52 50V51H50L51 49ZM85 48V49H84ZM3 49V50H2ZM5 49V50H4ZM55 49H56V51H55ZM69 51H67V50ZM134 49H136V50H134ZM134 49H133V51H134V53H135V51H137V44H136V47H134ZM6 50H8V52L6 51ZM14 50V51H13ZM25 50V52H23ZM29 51V53H27V52ZM54 52V53H53ZM87 52V53H86ZM2 53V54H1ZM27 53V54H26ZM47 53H48V55H47ZM51 53V54H50ZM85 53V54H84ZM88 53H90V55L88 54ZM28 54H30L29 56H28ZM40 54V55H39ZM45 54V57L43 56V55ZM49 54H50V56H49ZM52 54H53V56H52ZM61 54V55H60ZM67 54V55H66ZM86 54H88L89 56H87ZM28 57H27V56ZM37 55H39V57L37 56ZM55 55V56H54ZM58 55L60 56V57H58ZM17 56V57H16ZM48 58H47V57ZM88 57V59H87V57ZM43 57V58H42ZM52 57H54V59H53V63L51 62V60H52ZM90 57H91V59H90ZM131 57V58H130ZM26 58V59H25ZM30 58V59H29ZM38 58H40V59H38ZM49 59L50 60V62H49V60H47V59ZM86 58V59H85ZM29 59V60H28ZM32 59V60H31ZM43 59L45 60L44 62H43ZM68 59V60H67ZM93 59V60H92ZM19 60V61H18ZM37 60V61H36ZM40 60H42V61H40ZM84 60H85V62H84ZM13 61H14V63H13ZM17 61V62H16ZM59 63H58V62ZM87 61V62H86ZM89 61H90V63H89ZM127 61V62H126ZM132 61V62H131ZM22 62V63H21ZM29 62V63H28ZM48 62V63H47ZM67 62V63H66ZM70 62V63H69ZM93 62V63H92ZM96 62V66L95 65H93L94 63ZM28 63V64H27ZM46 63V64H45ZM50 63V64H49ZM53 65H52V64ZM55 63V64H54ZM72 63H73V65H72ZM86 63V64H85ZM92 63V64H91ZM223 63H225V64H223ZM21 66H20V65ZM58 64V65H57ZM65 64H67V65H65ZM75 64V65H74ZM219 66H218V65ZM217 64H215V66H214V69H211V70H208L209 71V73L211 72V77H212V79H213V81H212V85H215L220 79H221V81H223V79H224V81H227L228 80V77H227V72L225 71V70H227L228 69V65H227V63L226 62H224V61H222V62H220V64H219V62L217 63ZM15 65H17V66H15ZM22 65H24V66H22ZM26 65V66H25ZM91 65V66H90ZM14 66V67H13ZM61 66V71H60V69L58 68V67H60ZM65 66V67H64ZM69 66H72V67H69ZM87 66H89V67H87ZM95 66V67H94ZM126 67V69H125V67ZM221 66V67H220ZM7 69H6V68ZM13 67V68H12ZM21 67V68H20ZM27 67V68H26ZM64 67V68H63ZM68 67V68H67ZM75 67V68H74ZM86 67V68H85ZM91 67V68H90ZM129 67V68H128ZM16 68H18V70L16 69ZM34 68V69H33ZM55 68V69H54ZM65 68H67L66 70H65ZM70 68V69H69ZM83 68V69H82ZM10 69L11 70H13V71H10ZM24 72V74L22 75V77L23 78H21V75L20 74H17V73H20V71L21 70ZM36 69V70H35ZM57 69V70H56ZM73 69V70H72ZM79 69H80V71H79ZM89 69H91L90 70V72L88 71ZM216 69V70H215ZM7 70H9V72L11 73H9V72H7ZM16 70V71H15ZM31 70V71H30ZM41 72V74H40V72ZM59 70V71H58ZM87 70V71H86ZM213 70L215 71V72H213ZM17 71H19V72H17ZM21 71V72H22ZM35 72L36 74H34V73H32V72ZM63 71V72H62ZM68 71V72H67ZM75 73H74V72ZM80 73H79V72ZM81 71H84V73H82ZM86 71V72H85ZM91 71H95L96 73H95V78H94V80H93V78H92V74H94V72H91ZM228 71V70H227ZM4 74H2V73ZM6 74H10V76H9V74H8V76L7 75H5V73ZM15 72H17L16 74H15ZM22 72V73H23ZM29 72H30V75H29ZM38 72V73H37ZM61 72V73H60ZM77 72L80 74H77ZM88 72V73H87ZM63 73H65V74H63ZM67 73V74H66ZM72 73V74H71ZM13 74H14V76H13ZM46 74V75H45ZM91 74V75H90ZM18 75H20V76H18ZM25 75H26V77H25ZM39 75V76H38ZM40 75H42L41 77H40ZM43 75H45L44 77H43ZM67 75V76H66ZM77 75V76H76ZM85 75V76H84ZM88 77H87V76ZM90 75V76H89ZM226 75V76H225ZM2 76V77H1ZM12 76V77H11ZM18 76V77H17ZM59 76V77H58ZM64 76V77H63ZM73 76V77H72ZM83 76V77H82ZM221 76V77H220ZM6 77H8V78H6ZM15 77V78H14ZM30 77V78H29ZM36 77V78H35ZM39 77V78H38ZM43 77V78H42ZM69 77H71V78H69ZM89 79V80H87V78ZM89 77H91V78H89ZM99 77V78H98ZM216 77V78H215ZM10 78H11V80L12 81H10ZM19 78V79H18ZM60 78V79H59ZM63 78V79H62ZM66 78V79H65ZM69 79V81L70 80H73V81H71L72 82V84H70V83H68L69 81H68V79ZM72 78H74V79H76L77 81H79V82H77L76 80H74V79H72ZM78 78V79H77ZM225 78H227V79H225ZM15 79V80H14ZM23 79H24V81H23ZM36 79V80H35ZM83 79V80H82ZM22 80V81H21ZM215 80H217V81H215ZM21 81V82H20ZM40 81V82H39ZM67 81V82H66ZM76 81V82H75ZM88 81V82H87ZM8 82V83H7ZM9 82H14L13 84H9ZM84 82H85V84H84ZM100 82V83H101ZM19 83L21 84V85H19ZM67 83L69 84V85H72V86H66L67 85ZM74 83H76V84H74ZM79 83H80V85L81 86H84L83 88H81V86L79 85ZM88 83V84H87ZM24 84V85H23ZM25 84H26V87H25ZM32 84V85H31ZM63 84H64V87H63ZM77 84H78V86L79 87H77ZM222 84H224L225 86H223V88L225 89V87H226V89L228 88V86H229V84L228 83H226V82H224V83H222ZM17 85V86H16ZM22 85H23V88H22ZM19 86H21L20 88H19ZM87 86V87H86ZM17 87V88H16ZM32 87V88H31ZM33 87H35V88H33ZM66 87V88H65ZM72 87H73V89H75V90H73L72 89ZM25 88V89H24ZM87 88V89H86ZM260 88H262L261 86H260ZM9 89H8V92H9ZM23 89V90H22ZM30 89H32V90H30ZM64 89H66V90H64ZM69 89H71V91H67V90H69ZM77 89H79V90H77ZM82 89H83V91H82ZM86 89V90H85ZM139 89V88H138ZM225 89V90H226ZM22 90V91H21ZM27 91V92H25V91ZM34 90V91H33ZM76 91V93L75 92H73V91ZM29 91V92H28ZM36 91V92H35ZM41 91H43V92H41ZM67 91V92H66ZM136 91H138V90H136ZM135 91V92H136ZM7 92V93H8ZM23 92V93H22ZM25 92V93H24ZM32 92V93H31ZM66 92V93H65ZM82 92V93H81ZM87 92V93H86ZM134 92V93H135ZM31 93V94H30ZM41 93V94H40ZM85 93V94H84ZM28 96L29 94V96L26 98V95ZM63 94V95H62ZM67 94V95H66ZM61 95V96H60ZM9 97V98H11V99H9L8 98V101L6 100L7 98ZM125 97V96H124ZM123 98V97H122ZM129 98H127V100L129 99ZM25 99H27V100H25ZM131 99H129V100H131ZM13 100V101H12ZM16 100V101H15ZM35 100V101H34ZM67 100H69V101H67ZM31 101V102H30ZM65 101H67V102H65ZM59 102V103H58ZM71 102V103H70ZM9 103V104H10ZM61 103V104H60ZM134 103H135V100H134ZM38 104V105H37ZM45 104V105H44ZM63 104V105H62ZM70 106H69V105ZM40 105H41V107H40ZM60 105V106H59ZM64 105H65V107H64ZM72 105V106H71ZM74 105V106H73ZM33 106V107H32ZM36 106V107H35ZM53 106H55L54 108H53ZM138 106V107H137ZM38 107V108H37ZM70 107V108H69ZM72 107V108H71ZM123 107V108H122ZM125 107V108H124ZM18 108V109H17ZM23 108H25V109H23ZM77 108V109H76ZM32 109V110H31ZM43 109L45 110V111H43ZM54 109V110H53ZM137 109V110H136ZM52 110H53V112H52ZM134 110H133V112H134ZM49 111H51V112H49ZM111 111V112H110ZM43 112H45V113H43ZM109 112V113H108ZM47 113V114H48ZM71 113H73L72 115H71ZM75 113V114H74ZM116 113V114H115ZM117 114H119V115H117ZM56 115V116H55ZM114 115H116L115 117H114ZM68 116H69V118H68ZM71 116V117H70ZM105 116V117H104ZM110 116V117H109ZM56 117V118H55ZM73 117H74V119L76 120H74L73 119ZM51 118V117H50ZM65 120H64V119ZM72 118V119H71ZM98 118V119H97ZM118 118V119H119ZM57 120V125L55 124V122H56V120ZM62 119V120H61ZM68 119V120H67ZM70 119V120H69ZM83 121H82V120ZM103 121H102V120ZM107 119V120H106ZM109 119V120H110ZM87 120L88 121H91V122H87ZM108 120V121H109ZM71 121V122H70ZM73 121V122H72ZM101 121V122H100ZM29 122V121H28ZM151 122V121H150ZM62 123V124H61ZM71 123V124H70ZM73 123V124H72ZM77 123V124H76ZM79 123V124H78ZM84 123H85V125H84ZM99 123V124H98ZM108 123H110V121L108 122ZM192 123V124H191ZM64 124H65V126H64ZM84 125V127H83V125ZM90 124V125H89ZM61 125V126H60ZM70 127H69V126ZM71 125L73 126V127H71ZM79 125V126H78ZM167 125L168 124H163V126L161 127V129L160 128H157V129H154L153 131L154 132H157V133H162V132H164V131H166L165 130V128L167 127ZM188 125H190V127H192L191 129L193 130L192 131V135L193 136H191V134H190V136L189 135H185L186 136V138H188V139H190V140H188V142L190 143V144H194L193 146L192 145H190L189 143H187L188 144V149H187V151L185 150L184 152H182V153H185L186 152V154H183V155H181V156H179L178 157V160H180L179 158H181V159H190V160H192V157L195 155V149H196V147L198 146V143L199 144H201L202 143V141H203V138L202 137H204L203 136V134L205 133H202V131L201 130H199L198 128H196V127H198V126H194V123L193 122H190V124H188ZM54 126V127H53ZM59 126V127H58ZM75 126V127H74ZM88 126V127H87ZM38 127H39V129H41V131L40 132H38L37 130H38ZM87 127V128H86ZM53 128V129H52ZM69 128H71V129H69ZM73 128H74V130H73ZM195 128V129H194ZM37 129V130H36ZM58 129V130H57ZM76 129V130H75ZM103 129H106L105 127H103ZM9 130H12V129H6L4 132L5 133H7ZM55 130V131H54ZM61 130V131H60ZM63 130V131H62ZM169 131L171 130V129H168ZM2 131V132H3ZM34 131H37V132H35L34 133ZM69 131V132H68ZM106 131V130H105ZM159 131V132H158ZM200 131H201V133H200ZM215 131V130H214ZM214 131H212V133H211V131L210 132H207V134H213L214 133ZM33 132V133H32ZM51 132V133H50ZM53 132V133H52ZM87 132V133H86ZM145 132L147 133L148 132V130H145ZM150 132V131H149ZM194 132V133H193ZM197 132V133H196ZM199 132V133H198ZM95 133V134H94ZM196 133V135H194ZM0 134H2L1 132H0ZM105 134V133H104ZM15 135V136H14ZM204 135H206V133L204 134ZM37 136V137H36ZM85 136V137H84ZM189 136V137H188ZM9 137H15V138H12V139H10ZM193 139H192V138ZM17 138V141H16V143H15V140L13 141V139H16ZM20 138V137H19ZM34 139L37 141V143H36V141H34ZM192 139V140H191ZM99 140V141H98ZM194 140V141H193ZM13 141V142H12ZM19 141H22V142H19ZM35 142V144H38V145H36V146H33V145H35L34 144V142ZM102 141V142H101ZM122 141V140H121ZM192 141V142H191ZM18 142V143H17ZM39 142V143H38ZM89 142V143H88ZM99 142V143H98ZM120 142V141H119ZM123 142V141H122ZM121 142V145H123L124 143H122ZM23 143V144H22ZM26 143V144H25ZM20 144V145H19ZM92 144H93V146H92ZM129 144H131V143H129ZM10 145V146H9ZM22 145V146H21ZM24 145H26V146H24ZM96 145H98V146H96ZM105 145H109L108 147L107 146H105ZM192 146V148H193V150H190V146ZM197 145V146H196ZM4 146V147H5ZM14 146H15V149H14ZM101 146H103V147H101ZM107 147V149L106 150H108V151H106L105 150V147ZM129 146V147H128ZM131 146V147H130ZM11 147H13V152H12V149H10ZM32 147H33V149H32ZM36 149H35V148ZM37 147H38V149H37ZM81 147H83V148H81ZM94 147V148H93ZM98 147H101V150H100V148H98ZM126 147V148H125ZM97 148V149H96ZM104 148V149H103ZM191 148V149H192ZM36 151H35V150ZM84 149V150H83ZM86 149V150H85ZM88 149V150H87ZM93 149V150H92ZM111 149V150H110ZM125 149V150H124ZM103 150H104V152H103ZM114 150V151H113ZM189 150V151H188ZM195 150V151H194ZM96 153H95V152ZM129 151V152H128ZM133 153H132V152ZM191 151L193 152V153H191ZM4 152V153H3ZM87 152V153H86ZM92 152V153H91ZM95 153V155H94V153ZM122 152V153H121ZM189 152V153H188ZM13 153V154H12ZM36 153V154H35ZM86 153V154H85ZM98 153V154H97ZM111 153V154H110ZM130 153H132V154H130ZM5 154H6V152L4 151V150H2V149H0V158L2 159V157H4L5 156ZM70 154V155H69ZM81 154V155H80ZM91 154H93L92 156H93V158H92V156H91ZM97 154V155H96ZM122 154V155H121ZM137 154V156H135V155ZM4 155V156H3ZM64 155H66V156H64ZM83 155V156H82ZM118 155V156H117ZM131 155V156H130ZM134 155V157H132ZM138 155H140V156H138ZM72 156H74V158H76V156L78 157V159H80V161H82V159L83 160H86V162L84 161H82V163L81 162H79V163H81V166L82 167H84V168H82L81 166H79L78 168H79V170L77 169L75 172H74V174H75V177L73 176V179H72V183L71 184H69L68 185V187L66 186V187H57L58 185V183H59V179H60V177H62V175H60L59 176V174H63L64 173V171L63 170H65V168L64 167H66V166H63V164L65 163V159L66 158H68V157H72ZM95 156H97L96 157V159H95ZM184 156V157H183ZM89 157H91V158H89ZM130 159H129V158ZM140 157H142V158H140ZM145 157V158H144ZM73 158V157H72ZM86 158H88V159H86ZM121 158V159H120ZM128 158V159H127ZM135 158V159H134ZM91 159H93V160H91ZM151 159V160H150ZM177 159V158H176ZM23 160V161H22ZM88 160V161H87ZM94 160H95V163H94ZM132 160V161H131ZM146 160V161H145ZM148 160V161H147ZM8 161V162H7ZM64 161V163H62ZM90 161V162H89ZM98 161V162H97ZM129 161V162H128ZM138 162V164H137V162ZM158 161V162H157ZM160 161V162H159ZM6 162V163H5ZM23 162V163H22ZM31 162V163H30ZM100 162V163H99ZM109 162L111 163V164H109ZM125 162H126V164H125ZM154 162V163H153ZM156 162V163H155ZM9 163V164H8ZM27 163V164H26ZM29 163V164H28ZM91 163H93V164H91ZM135 163V164H134ZM5 164H8V168H4V166H6ZM88 164H89V166H88ZM95 164V165H94ZM107 164V165H106ZM127 164H128V166H127ZM131 164V165H130ZM150 164H152V165H150ZM154 164V165H153ZM163 164V163H162ZM16 165V166H15ZM20 165V166H19ZM22 165V166H21ZM25 165H29L28 167L30 168V170L29 169H27V166H25ZM32 165V166H31ZM86 165H87V167H86ZM104 165V166H103ZM106 165V166H105ZM124 165V166H123ZM130 165V166H129ZM133 165H136V166H133ZM156 165V166H155ZM72 166V165H71ZM108 166V168H106ZM126 166V167H125ZM131 166H133V167H131ZM158 166V167H157ZM7 167V166H6ZM15 167V168H14ZM18 167L19 168H21L20 170L22 171L23 170V172H24V174L22 175V173L20 174V171H19V173H18ZM26 168L27 169V171H26V169H24V168ZM43 167H44V169H43ZM70 167V166H69ZM69 167H66V168H69ZM109 167L111 168V169H114V171L113 172H111V169H109ZM125 167V168H124ZM136 167V168H135ZM13 168H14V171H16L17 172V174H18V176L16 177H14V175H17L16 174V172H14V173H12V170H13ZM63 168V170H61L60 171V169H62ZM80 168H82V169H80ZM95 169L94 171H93V169ZM102 168V169H101ZM121 168V169H120ZM5 169V170H4ZM92 169V170H91ZM139 169V170H138ZM218 171L215 169V166H214V169H213V174L215 175L214 177L217 179V180H219L220 179V185H221V187H219V189L220 188H222V189H220L221 191H223V183L225 182V174H226V172H224L223 173V166L221 167L220 165L218 166ZM28 170H29V172H28ZM59 170V171H58ZM91 170V171H90ZM97 170V171H96ZM126 170V171H125ZM136 170V171H135ZM147 170V171H146ZM160 170V171H159ZM26 171V172H25ZM47 171H48V173H47ZM63 171V172H62ZM77 171L79 172L80 171V173H77ZM93 171V172H92ZM106 171H107V173L109 174H106ZM117 171V172H116ZM131 171V172H130ZM215 171V172H214ZM220 171V172H219ZM8 172L11 174L12 173V175L10 176V174H8ZM29 174H28V173ZM37 172V173H36ZM50 172V173H49ZM58 172H59V174H58ZM84 172H86V173H84ZM101 172V173H100ZM104 172V173H103ZM111 172V173H110ZM120 174H119V173ZM134 172V173H133ZM162 172V173H161ZM34 173V174H33ZM77 173V174H76ZM114 173V174H113ZM115 173H117V174H115ZM144 173H146V176H145V174ZM150 173V175H147V174H149ZM217 173V174H216ZM7 174L11 177V182L14 184V186H16V187H14V189H12L11 188V186L10 185H12V184H9L8 182L10 181H8L7 179L9 178V177H7ZM29 175V176H27V175ZM31 174V175H30ZM127 174V175H126ZM20 175H22V177L20 176ZM25 175H26V178H24L25 177ZM101 175V176H100ZM106 175H108V176H106ZM115 175H118V176H114ZM39 176V177H38ZM136 176V177H135ZM143 178H142V177ZM148 176V177H147ZM220 176V178L218 179V177ZM221 176H223V177H221ZM13 177H14V182L12 181V179H13ZM35 177H36V179L37 180H35ZM104 177V178H103ZM117 177V178H116ZM126 177V178H125ZM147 177V178H146ZM16 178H18L17 179V182H15V179ZM23 178L25 179V180H23ZM30 178H31V180H30ZM45 178L47 179V180H45ZM76 178V179H75ZM113 178H115L114 180H113ZM121 178V179H120ZM146 180H145V179ZM10 179V178H9ZM22 180V182H21V180ZM33 179V180H32ZM42 179V181H40ZM58 179V180H57ZM117 179V180H116ZM125 179V180H124ZM214 180V182L213 183H211V191H210V195H211V198L209 199V201H208V206H210V211H211V213H210V211H208L209 213H207V215H206V219L210 222V223H212L213 225H212V228H213V230L214 231H217V233L218 232H220L221 230V232H222V234L220 235L221 236V238L223 239V240H225V242L227 243V245H228V248H229V251H228V253H227V257H229V255L231 256V252H230V248H231V245H230V243L232 244V245H234V249L233 248H231V250H236L237 249V247H236V245L238 246V247H240V248H238L237 249V253H241L243 250H242V247H244V245H248V244H250V245H257L258 243H259V240H260V242L261 243H264L263 241H264V205L262 206V216L261 215H259V216H256V217H253V219L251 218V222H249L248 224H244L246 221H245V219L243 218V215H242V211L240 212V209H239V211H238V209H235L236 207H235V205L234 204H231L230 206H228V201H227V198L229 197V196H227V198H226V195H221L220 197H219V199H221V200H223V201H221V203L223 204V207H222V209H221V207H220V205L218 204V206L219 207H217V205L216 206H213V205H215V203H213L214 201H215V194H216V192H215V182L217 181V180ZM28 180V181H27ZM29 180H30V182H29ZM44 180V181H43ZM145 180V181H144ZM166 180V181H165ZM58 181V182H57ZM74 181V182H73ZM104 181V182H103ZM139 181V182H138ZM147 181V182H146ZM158 181V182H157ZM160 181H162L163 183H161ZM6 182H7V184H6ZM37 182H39V183H37ZM44 184H43V183ZM57 182V183H56ZM137 182H138V185H137ZM156 182V183H155ZM17 183V184H16ZM19 183H21L20 185H21V188H24V186L25 185H27V184H29L30 185V183H32L31 184V186L33 187H31L30 188V186L28 187V186H25V188H29V189H26L25 191H24V194L23 195H25V196H23V198L21 199V198H18L17 197V199H15V197H14V195H13V197H12V194H16L17 192H19V190L21 189L20 188V185H18ZM25 183H27V184H25ZM37 183V184H36ZM42 183V184H41ZM97 183H98V185H97ZM108 183V184H107ZM140 183V184H139ZM22 184H23V186H22ZM54 184V185H53ZM57 186H56V185ZM103 184V185H102ZM106 186H105V185ZM135 184V185H134ZM144 184V186H142ZM73 185V186H72ZM132 187H131V186ZM137 185V186H136ZM158 185V186H157ZM55 186V187H54ZM94 186H96V187H94ZM103 186V187H102ZM110 187V189H107V187ZM142 186V187H141ZM17 187H19L20 189H18ZM88 187V188H87ZM89 187H91V188H89ZM108 187V188H109ZM118 187V188H117ZM16 188V189H15ZM24 188V189H25ZM52 188V189H51ZM54 188V189H53ZM55 188H57V189H55ZM64 188H65V190H64ZM68 188V189H67ZM102 188V189H101ZM117 188V189H116ZM144 188V189H143ZM149 188V189H148ZM31 189V190H30ZM35 189V188H34ZM51 189V190H50ZM59 189H60V191H59ZM63 189V190H62ZM90 189V190H89ZM91 189H93V190H91ZM95 189H96V191H95ZM100 189V190H99ZM165 189V188H164ZM163 189V190H164ZM15 191V193H12L11 191ZM29 190H30V192H29ZM52 190H54V193H49V192H51ZM59 191L58 192V194H60L61 192L64 194V196H63V194H62V196H61V194H60V196L59 195H57V196H53V195H55V191ZM67 190V191H66ZM82 190V191H81ZM103 190V191H102ZM106 190V191H105ZM107 190H109V191H107ZM117 190V191H116ZM145 190H147V191H145ZM10 191V192H9ZM100 191H102V192H100ZM115 191V192H114ZM9 192V193H8ZM27 192V193H26ZM47 192H48V194H47ZM77 192V193H76ZM91 192H93L92 194H91ZM99 192V193H98ZM103 192H105L104 194V196L102 195V193ZM108 192V193H107ZM109 192H110V194H109ZM120 192H122V193H120ZM4 193V194H3ZM6 193V194H5ZM7 193H8V196H7ZM97 193V194H96ZM101 193V194H100ZM19 194V193H18ZM45 194H47V196L48 195H52L51 197L50 196H48V198H47V196H44ZM95 194V195H94ZM5 195V196H4ZM11 195V196H10ZM102 195V196H101ZM142 195H144L143 197H142ZM43 196V197H42ZM72 196V197H71ZM99 196V197H98ZM214 196V197H213ZM41 197H42V199H41ZM55 197H59V198H61L62 200H63V198H65L64 199V201H62L61 199H59V200H57V198L55 199ZM73 197H75V198H73ZM94 197H96V198H94ZM116 197V198H115ZM6 198H7V200H8V202H7V200H6ZM10 198H13V199H10ZM41 201H43V202H40V200ZM53 198V199H52ZM226 198V199H225ZM4 199V200H3ZM19 199V200H18ZM43 199H45V200H43ZM47 199V200H46ZM50 199V200H49ZM71 199H73V200H75V201H73V200H71ZM98 199V200H97ZM213 199H214V201H213ZM11 200H13V201H11ZM14 200H17V201H15V203H14ZM28 200H26L27 202H28ZM49 200V201H48ZM54 200H56V201H54ZM68 200V201H67ZM114 200V201H113ZM5 201L7 202V203H5ZM37 201V202H36ZM50 201H52V203L50 202ZM110 201H111V203H110ZM24 202H25V200H24ZM24 202L21 204L22 205V207H23V205L25 206V204H24ZM48 202V203H47ZM64 202V203H63ZM68 202V203H67ZM97 202V203H96ZM107 202H109V203H107ZM224 202V203H223ZM4 203H5V206H6V204H7V206L6 207H4ZM26 203V202H25ZM52 204V206H49L50 204ZM53 203H55V205L53 204ZM66 203V204H65ZM69 203H70V205H69ZM74 203V204H73ZM260 203V202H259ZM258 203V204H259ZM10 204V205H9ZM47 204V205H46ZM49 204V205H48ZM67 204H68V206H70L69 208H68V206H67ZM72 204V205H71ZM101 204H103V205H101ZM137 204V203H136ZM135 204V205H136ZM10 207H9V206ZM38 205V206H37ZM96 205H98V207H99V209H101V210H99L98 209V207L96 206ZM135 205H133V206H131L130 208L131 209H127L128 210V212L127 211H125L126 213H129L130 211H132V214H131V212L129 213V214H126L125 212H118L117 214H121L123 217L125 216V215H132V216H129V220H133V221H135L136 219H141V217H143V219H141V221L143 222V223H145L144 225H143V227H144V229H142L143 231H137V232H134V231H136L134 228H130V229H128L127 228V231H123V232H121V234H119L118 235V237H117V239H116V241H117V243L118 242H124V240H125V242L126 241H128V240H131V238L132 239H134V238H142V237H145V236H148V233L150 232V230L148 229L149 228V223L147 222V219H146V221H145V218H146V215L144 214L145 212H143L142 210V212H140V207L138 206V204H137V206H135ZM234 205V206H233ZM37 206V207H36ZM45 206H47L46 208H45ZM48 206H49V208H48ZM62 206H64V207H62ZM96 207V208H94V207ZM101 206V207H100ZM105 206V207H104ZM227 208H226V207ZM9 207V208H8ZM16 207V206H15ZM44 207V208H43ZM92 207H93V209H94V211L98 214H94L95 212L94 211H92L93 209H92ZM139 207V211L138 212H136L137 211V209L136 208H138ZM216 207V208H215ZM5 210H4V209ZM8 208V209H7ZM27 208H23V209H27ZM41 208V209H40ZM58 210H57V209ZM66 208H67V210H66ZM133 208V209H132ZM219 208V209H218ZM38 209V210H37ZM46 210L47 209V211H48V209H49V211L47 212V211H45V213H46V215L49 217V218H47L48 219V221H47V219H45L46 218V216L45 217H43V215H42V213L45 215V213H44V210ZM51 209L53 210V213H51L52 211H51ZM60 209H62V210H60ZM65 209V210H64ZM69 209V210H68ZM97 209H98V211H97ZM216 209V210H215ZM221 209V210H220ZM226 209V210H225ZM3 210V211H2ZM41 210V211H40ZM64 210V211H63ZM134 210H136V211H134ZM212 210H214L213 212H215V213H213L212 212ZM230 210V211H229ZM236 210V211H235ZM40 211V212H39ZM43 211V212H42ZM51 211V212H50ZM66 211V212H65ZM91 211V212H90ZM101 211V212H100ZM222 211V212H221ZM226 211V213H228L229 212V214H223L224 212ZM13 212H15V213H13ZM19 212V211H18ZM51 214H53V215H51ZM58 212H61V213H63V214H61V213H58ZM92 212H93V215H91L92 214ZM41 215H40V214ZM67 213V214H66ZM91 213V214H90ZM102 215H101V214ZM123 213L125 214V215H123ZM139 213H140V215H139ZM213 213V214H212ZM218 213V214H217ZM230 213H232V214H230ZM59 214V215H58ZM135 214H137L138 215V217H137V215L136 216H134ZM236 214V215H235ZM39 215H40V218L39 219H35V218H38L39 217ZM51 215V216H50ZM58 215V216H57ZM65 216V217H62V216ZM69 215H71V214H69ZM68 215V216H69ZM100 215V216H99ZM120 215V216H121ZM142 215V216H141ZM152 215V214H151ZM230 215H232V216H230ZM242 215V216H241ZM16 216V215H15ZM36 216V217H35ZM42 216V217H41ZM59 216L61 217V218H59ZM101 216H102V219H101ZM105 216H106V219L104 220V218H105ZM107 216H108V218H107ZM140 216V217H139ZM5 217H4V220H5ZM34 217V218H33ZM96 217V218H95ZM127 217V216H126ZM225 217V218H224ZM228 217H230V218H228ZM234 217V218H233ZM240 217V218H239ZM11 218V219H10ZM97 218H98V220H97ZM128 218V217H127ZM132 218H135V219H132ZM227 218V219H226ZM239 218V219H238ZM42 219V220H41ZM101 219V221H99ZM139 219V220H140ZM210 219V220H209ZM234 219V220H233ZM238 221H237V220ZM259 219V220H258ZM8 220H9V222H8ZM40 220V222H38ZM255 220V221H254ZM43 221V222H42ZM47 223H46V222ZM98 221H99V223H101L100 225H104V224H106V225H102V226H99V225H97L96 226V224H99L98 223ZM106 221H108V222H106ZM110 221V222H109ZM226 221V222H225ZM237 221V222H236ZM255 223H254V222ZM41 222H42V227L44 226V225H46L44 228H42L40 225H41ZM97 222V223H96ZM106 222V223H105ZM147 222V223H146ZM232 224V225H230V223ZM40 223V224H39ZM238 225H240V226H237V224ZM242 223V224H241ZM224 224V225H223ZM228 224H229V226H228ZM251 224V225H250ZM254 226H253V225ZM256 224V225H255ZM259 224H260V226H259ZM263 224V225H262ZM148 225V226H147ZM217 225H218V227H217ZM227 225V226H226ZM244 225V226H243ZM1 227H0V230L2 229V226L4 227V225H0ZM99 226V227H98ZM222 226V227H221ZM224 226L226 227V228H224ZM233 228H232V227ZM247 228H246V227ZM9 227L10 226H8V230L9 231H11L13 234L15 233V236H12V233L11 232H9V231H7L6 233V236L4 237L5 239H6V241H8L9 239V241H10V243H6V241H5V239H3L4 241H0L1 243L2 242H5V244L7 245V246H1L0 245V250L2 251V253L1 254H3V255H5L4 257H5V259H4V257H3V259H2V257H1V259L3 260H1L0 262H2V263H4V264H8L9 263V261L7 262V260H10V262H11V259H12V261H13V257H11L10 255V252H9V248H8V245L9 246H12V250L13 251H15V247H18V248H20V246H18L19 244H21V248L20 249H22V242L24 241L25 243H26V240H28V239H26V238H28V237H24V235L22 234V233H20V230H22L21 228H19V230H18V228H16V227H12V230H11V227H10V229H9ZM98 227V228H97ZM101 227V228H100ZM105 229H104V228ZM112 227V226H111ZM220 227V228H219ZM235 227H236V230H235ZM239 227H241V229L239 228ZM250 227V228H249ZM256 229H255V228ZM17 230H16V229ZM40 228V229H39ZM97 228V230H95ZM103 229V230H105V231H101L100 229ZM108 228V229H107ZM217 228V229H216ZM92 229V230H91ZM221 229V230H220ZM225 229V230H224ZM232 229V230H231ZM239 229V231H237ZM253 229H254V233H252L253 232ZM93 230H95V233H93ZM223 230H224V232H223ZM228 230V231H227ZM250 230H251V233H250ZM260 233V234H256V232L257 231ZM15 231V232H14ZM41 231H39V232H41ZM101 231V234L99 233ZM145 231V232H144ZM243 231V232H242ZM256 231V232H255ZM17 232H19V233H17ZM48 232V233H47ZM97 232V233H96ZM133 232V233H132ZM220 232V233H221ZM229 232V233H228ZM8 233H10V234H8ZM17 233V234H16ZM29 233V232H28ZM41 233V234H42ZM53 233V232H52ZM51 233V234H52ZM138 233H139V235H138ZM207 233H209L208 232V229H207ZM238 233V234H237ZM245 233V234H244ZM251 235H250V234ZM18 234H20V239H23V240H20V239H18L19 238V235ZM41 234H39V237H40V239H41V237H42V235ZM45 234V235H46ZM55 234V233H54ZM53 234V235H54ZM94 234H96V237H95V235ZM150 234V233H149ZM227 234V235H226ZM244 234V235H243ZM18 235V236H17ZM23 235V236H22ZM27 235V234H26ZM60 235H62L61 237H60ZM97 235H98V237H97ZM124 235V236H123ZM144 235V236H143ZM152 235V232H151V234L149 235V236H151ZM154 235H156V236H154V237H158V238H156V239H158V240H161V239H163V240H166V241H164V243L162 242V244H160V245H157V247H156V250H158V254H160V255H162L163 253H165V254H163V255H166V256H168V254L170 255V253H171V249H174L175 247H176V249H174L175 250V252L177 251V252H180L181 251V247H178L177 246V239H176V241H174L173 239V237H170V235H168V236H166L165 234H163V236H161L162 234H160V232H158L157 233V231L155 230V233H154ZM165 235V236H164ZM242 235V236H241ZM263 235V236H262ZM120 236V237H119ZM177 236V235H176ZM224 236H226V237H224ZM237 236V237H236ZM238 236H240V238L241 239H239L238 238ZM246 236H248V237H246ZM13 237V238H12ZM18 237V238H17ZM57 237H59V238H57ZM62 237L64 238V235H63V233H59V236H57V233H56V235H54V240L55 241H57L58 240V243L59 242H61L62 241V243H64V248H66L65 246H68V245H70V240H68L66 237L64 238L65 239V242L62 240ZM106 237V239H109L110 237H107V236H105ZM231 239H229V238ZM250 237H253V239H251ZM14 238H16V239H14ZM55 238H57V239H55ZM123 238V239H122ZM169 238V239H168ZM171 238V239H170ZM236 238V239H235ZM244 238V239H243ZM256 238V239H255ZM8 239V240H7ZM12 239H13V241L14 242H12ZM26 239V240H25ZM235 239V240H234ZM239 239V240H238ZM248 239V240H247ZM262 239H263V241H262ZM2 240V239H1ZM17 240H20V242L21 243H19V242H17ZM67 240V241H66ZM110 240H112V239H110ZM109 240V241H110ZM230 240V241H229ZM233 240V241H232ZM246 240V241H245ZM249 240H251V241H249ZM254 240H256V241H254ZM16 241V242H15ZM113 241V240H112ZM253 241V242H252ZM258 241V242H257ZM69 242V243H68ZM114 242H115V239H114ZM0 243V244H1ZM13 245H12V244ZM16 243V244H15ZM17 243H18V245H17ZM39 243L41 244V242L40 241H38L37 242V245H39ZM237 243V244H236ZM241 243V244H240ZM242 243H246V244H242ZM257 243V244H256ZM3 245H5L4 243H2ZM68 244V245H67ZM24 245V244H23ZM28 244H25V248L23 247V250L22 251H25L24 252V254L26 255V253H27V255H29L28 253H33L34 254V250H35V248L36 249H38V247L36 246L35 248L34 247H32V244H30V241H29V245L27 246ZM82 245V244H81ZM80 245V246H81ZM106 245V244H105ZM15 246V247H14ZM29 246H30V248L32 247V249L30 250V248H29ZM71 247H72V244L70 245ZM85 245H82V250H81V256L82 255H93L94 253L96 254V253H98L97 251H102L101 252V255L104 257H102L103 258V260H102V258H100V260H101V264H110L111 263V259H113V257H112V255H111V253H109V250H111V248L113 247L112 245L109 247V245H106V246H108L107 247V249H106V247L104 248L103 246H101V247H95V248H93V246H89L91 249H94V251L93 250H91L88 246H85ZM230 246V247H229ZM1 247H3V248H1ZM27 247V248H26ZM84 247V248H83ZM90 249V251H89V249ZM14 248V249H13ZM18 248H16V249H18ZM40 248V247H39ZM88 250H87V249ZM97 248V249H96ZM99 248H101V249H99ZM102 248H104L103 250H102ZM178 248H180V250L178 249ZM4 249V250H3ZM5 249H6V252L8 251L9 252V254H8V252H7V254H6V252L4 253V251H5ZM25 249V250H24ZM85 249L88 251V253L85 251ZM96 249V250H95ZM242 251H241V250ZM83 250L86 252H83ZM108 250V252H106ZM165 250H167L166 252H168V254L165 252ZM29 251V252H28ZM36 251V250H35ZM93 253H92V252ZM164 251V252H163ZM239 251V252H238ZM82 252H83V254H82ZM230 252V253H229ZM85 253V254H84ZM106 253V254H105ZM0 254V255H1ZM62 254H64V253H62ZM61 254V255H62ZM8 255H9V257H8ZM117 254H115V256H116ZM2 256V255H1ZM165 256V257H166ZM94 257V256H93ZM97 257V256H96ZM95 257V258H96ZM6 258H7V260H6ZM8 258H11V259H8ZM167 258V257H166ZM184 258H186V257H183V259L181 258L180 260H183V261H177L178 259H174V260H170V262L172 263V264H196L195 262L193 263V262H189V259H188V261H187V259H184ZM230 258V257H229ZM94 259V258H93ZM110 259V260H109ZM185 260V261H184ZM6 261V262H5ZM65 264H67L66 262H67V259L66 260H64L63 261ZM63 262H62V264H63ZM165 262H163V264H164ZM169 263V262H168ZM162 264V263H161ZM166 264V263H165ZM170 264V263H169ZM232 264H235V262L233 261V263ZM236 264H239V263H236ZM251 264H255V263H251Z\"/></svg>", "mask_w": 264, "mask_h": 264}]
</instances>
